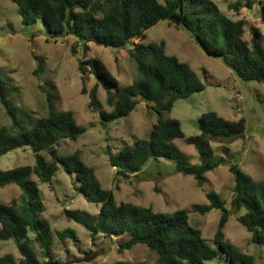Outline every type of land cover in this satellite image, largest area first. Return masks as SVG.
<instances>
[{"label":"trees","instance_id":"obj_1","mask_svg":"<svg viewBox=\"0 0 264 264\" xmlns=\"http://www.w3.org/2000/svg\"><path fill=\"white\" fill-rule=\"evenodd\" d=\"M17 6L24 27L41 20L49 39L75 37L72 47L77 56V44L86 49L90 43L116 50H127L135 61L140 78L132 85L122 86L100 59L80 60L82 93L90 98L89 107L100 116L102 124L128 117L140 103L151 104L161 116L152 127L147 140L135 138L133 145H125L114 153L108 150L109 162L116 168V176L126 180L139 176L151 160L166 159L176 165V171L193 176L199 187L207 182L206 174L222 164H228L235 177L230 206L217 192L209 191L208 205H195L193 211L206 215L214 209L221 211L218 230L214 237L217 248L209 245L203 232L190 225V211L179 209L173 214L156 212L128 202L116 201L111 190L105 189L95 169L86 165L78 152L59 156L57 146L64 139L77 140L87 128L77 123L72 111H55L56 95L51 83L44 90L49 115L36 121L30 129H24L19 121V110L10 99L12 89L0 77V103L12 121L13 132L0 128V158L8 153L30 148L35 165H25L0 171V188L15 184L22 190V213L17 201L0 202V239H14L22 256L18 262L11 254L0 257V264H54L52 227L42 217L45 205L39 188L49 183L62 168L75 176L77 187L90 203L100 206L99 213L66 209L68 218L82 225L92 237L122 239L121 252L136 245H144L157 253L153 264H207L226 258L228 264H257L256 258L243 253L227 241L224 229L231 215L252 234V241L264 245V182L256 181L238 164L225 157H215L211 141L232 142L244 136L245 120L230 121L216 112L203 114L198 120L199 135L187 137L181 122L163 117L173 109L178 100L188 99L206 87L190 65L176 56L167 54L166 42L146 43L147 32L161 21H168L185 30L212 58L221 59L243 82L264 83V36L256 31L250 41L244 39L246 21L232 20L224 15L212 0H10ZM256 0H236L235 12L252 9ZM264 18V7H263ZM137 42V43H135ZM39 65L36 73L43 70ZM94 74L96 84L87 90L88 75ZM107 94L106 102L111 111L104 109L99 99V88ZM54 87V88H53ZM175 139H184L199 152L200 164L192 165L189 157L176 146ZM223 151L230 154L228 147ZM48 152L52 160L42 153ZM38 244L42 258L35 250L30 237ZM76 238L72 229L60 236ZM116 264H138L118 262Z\"/></svg>","mask_w":264,"mask_h":264},{"label":"rangeland","instance_id":"obj_2","mask_svg":"<svg viewBox=\"0 0 264 264\" xmlns=\"http://www.w3.org/2000/svg\"><path fill=\"white\" fill-rule=\"evenodd\" d=\"M212 1L232 20L246 21L245 40L250 41L256 31L264 36V0H256L252 9L245 8L238 13L232 9L236 0ZM161 41L166 42L167 54L189 64L206 87L201 93L176 101L173 109L164 113L163 117L179 120L187 137L200 134L198 120L208 112H216L230 121L244 119L243 137L232 142L211 141L210 144L215 157L231 160L256 181L264 182V83L241 81L221 59L207 55L185 30L168 21H161L146 34V43ZM73 46H76L75 37L57 41L49 39L41 20L24 27L17 6L10 0H0V77L12 89L10 99L19 110L18 117L23 128L30 129L36 121L49 115L44 90L48 88L46 83H51L55 87V111H72L77 123L87 128V132L77 140H62L56 147L59 156L78 152L82 161L95 169L102 186L114 193L118 203L152 207L156 212L169 214L179 209H188L190 225L200 229L209 245L217 248L213 240L221 211L214 209L202 215L193 211V207L208 205L209 191L217 192L230 206L235 177L230 172L229 165L222 164L208 172L204 187H199L193 176L178 173L176 165L163 158L151 159L139 176L119 179L116 168L109 162L108 150L117 153L125 145H133L136 137L147 140L152 127L161 116L152 109L151 104L140 101L128 117L102 124L99 114L89 107V96L82 93L80 60H102L122 86L132 85L140 78L137 65L128 56L127 50L111 49L94 43H90L86 49L77 44L78 54L75 56L72 53ZM40 64L44 68L36 73ZM96 82L94 74H89L87 90ZM99 99L104 109L111 111L102 86L99 88ZM0 128L13 132L12 121L1 103ZM173 143L189 157L192 165L200 164L199 152L195 146L187 144L184 139H175ZM225 147L229 148V155H225ZM42 154L49 161L52 160L48 152ZM35 163L34 152L30 148H21L0 158V171L33 166ZM74 181L75 176L61 168L52 181L39 184L45 205L42 217L52 227L53 255L56 261L59 264H116L121 261L155 263L157 253L146 246L136 245L121 252L119 245L123 242L122 239L107 238L104 235L92 237L82 225L68 218L66 209L88 212L92 216H96L100 210L99 205L87 201L74 186ZM21 195L22 190L15 184L0 188V202L10 204L16 200L18 210L22 213ZM244 213L243 209L230 216L224 229L225 238L243 253L254 256L257 264H264V245L253 243L252 234L238 219ZM67 229L75 231V239L70 235L61 238L60 235ZM30 237L41 262H46L32 233ZM94 253L97 256L92 262H81ZM6 254L13 255L18 262L22 260L14 239H0V257ZM207 264H228V261L219 256Z\"/></svg>","mask_w":264,"mask_h":264},{"label":"water","instance_id":"obj_3","mask_svg":"<svg viewBox=\"0 0 264 264\" xmlns=\"http://www.w3.org/2000/svg\"><path fill=\"white\" fill-rule=\"evenodd\" d=\"M96 256H97L96 253H94L92 256H86L81 262H92ZM54 264H59V263H54Z\"/></svg>","mask_w":264,"mask_h":264},{"label":"flooded vegetation","instance_id":"obj_4","mask_svg":"<svg viewBox=\"0 0 264 264\" xmlns=\"http://www.w3.org/2000/svg\"><path fill=\"white\" fill-rule=\"evenodd\" d=\"M58 263V262H57Z\"/></svg>","mask_w":264,"mask_h":264}]
</instances>
